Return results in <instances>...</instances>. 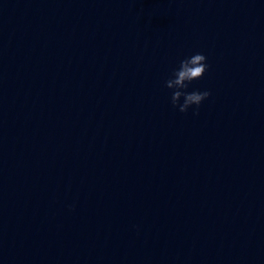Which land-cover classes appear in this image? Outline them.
Masks as SVG:
<instances>
[{"label":"water","instance_id":"obj_1","mask_svg":"<svg viewBox=\"0 0 264 264\" xmlns=\"http://www.w3.org/2000/svg\"><path fill=\"white\" fill-rule=\"evenodd\" d=\"M0 264H264V0H0Z\"/></svg>","mask_w":264,"mask_h":264},{"label":"clouds","instance_id":"obj_2","mask_svg":"<svg viewBox=\"0 0 264 264\" xmlns=\"http://www.w3.org/2000/svg\"><path fill=\"white\" fill-rule=\"evenodd\" d=\"M209 69L208 56L201 51H193L179 59L169 70L164 87L170 92L172 107L180 113L192 112L199 116L200 108L212 92L208 89L193 88L195 81L201 80ZM74 208V205H69Z\"/></svg>","mask_w":264,"mask_h":264}]
</instances>
